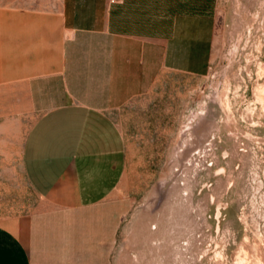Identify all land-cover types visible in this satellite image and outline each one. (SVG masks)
<instances>
[{
	"label": "rangeland",
	"instance_id": "374dc122",
	"mask_svg": "<svg viewBox=\"0 0 264 264\" xmlns=\"http://www.w3.org/2000/svg\"><path fill=\"white\" fill-rule=\"evenodd\" d=\"M194 3L212 21L208 62L163 71L113 109L124 174L74 234L31 228L41 200L20 163L28 123L2 141L0 224L33 264H264V0Z\"/></svg>",
	"mask_w": 264,
	"mask_h": 264
},
{
	"label": "crops",
	"instance_id": "0c3cea01",
	"mask_svg": "<svg viewBox=\"0 0 264 264\" xmlns=\"http://www.w3.org/2000/svg\"><path fill=\"white\" fill-rule=\"evenodd\" d=\"M211 34L194 0H0V145L28 123L20 163L41 200L35 234L46 223L74 234L109 198L126 165L113 109L163 71H200ZM0 264H33L1 224Z\"/></svg>",
	"mask_w": 264,
	"mask_h": 264
}]
</instances>
